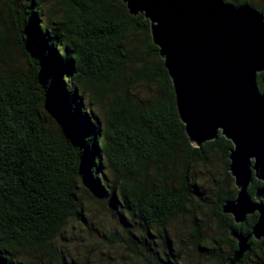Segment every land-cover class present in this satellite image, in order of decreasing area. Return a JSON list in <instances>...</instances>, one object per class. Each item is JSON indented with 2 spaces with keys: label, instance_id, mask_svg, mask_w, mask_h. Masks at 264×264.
<instances>
[{
  "label": "trees",
  "instance_id": "obj_1",
  "mask_svg": "<svg viewBox=\"0 0 264 264\" xmlns=\"http://www.w3.org/2000/svg\"><path fill=\"white\" fill-rule=\"evenodd\" d=\"M222 1L264 17V0ZM256 82L264 97V72ZM138 86L152 96L139 100ZM231 148L188 142L149 22L120 0H0V264H66L58 240L93 207L131 258L183 264L170 232L183 219L194 253L227 264L229 231L246 237L257 218L221 212L237 193ZM261 186L252 178L248 194ZM249 245L237 264H264V239Z\"/></svg>",
  "mask_w": 264,
  "mask_h": 264
},
{
  "label": "water",
  "instance_id": "obj_2",
  "mask_svg": "<svg viewBox=\"0 0 264 264\" xmlns=\"http://www.w3.org/2000/svg\"><path fill=\"white\" fill-rule=\"evenodd\" d=\"M120 1L149 22L188 142L200 148L221 136L232 145L228 172L237 193L221 212L236 225L257 215L248 236L229 231L237 249L227 264H237L251 238L264 239V97L256 82L264 72V17L222 0ZM252 178L262 183L253 197Z\"/></svg>",
  "mask_w": 264,
  "mask_h": 264
},
{
  "label": "rangeland",
  "instance_id": "obj_3",
  "mask_svg": "<svg viewBox=\"0 0 264 264\" xmlns=\"http://www.w3.org/2000/svg\"><path fill=\"white\" fill-rule=\"evenodd\" d=\"M137 43L142 44L143 40L139 38ZM134 93L139 100L146 101L152 96L153 90L138 86L134 89ZM213 167L212 174L217 178L221 175L220 163L216 161L213 163ZM198 171L196 169V172ZM200 187L204 191L206 185L201 183ZM84 218L85 223L69 224L62 233L63 239L58 240V244L63 247L65 252L66 264H146L141 260L131 258L121 240H125L126 234L121 231L111 214L93 207L85 213ZM185 221L180 219L173 222L170 231L175 244L182 242L185 245L183 264H215V261L206 256L202 254L197 256L194 253L193 245L190 244L191 231ZM138 233L136 232L137 235ZM221 251L226 252L223 247Z\"/></svg>",
  "mask_w": 264,
  "mask_h": 264
},
{
  "label": "flooded vegetation",
  "instance_id": "obj_4",
  "mask_svg": "<svg viewBox=\"0 0 264 264\" xmlns=\"http://www.w3.org/2000/svg\"><path fill=\"white\" fill-rule=\"evenodd\" d=\"M254 215V214H253Z\"/></svg>",
  "mask_w": 264,
  "mask_h": 264
}]
</instances>
